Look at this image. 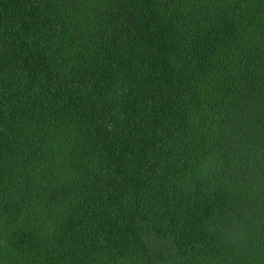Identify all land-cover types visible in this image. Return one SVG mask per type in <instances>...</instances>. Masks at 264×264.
Returning a JSON list of instances; mask_svg holds the SVG:
<instances>
[{"label":"trees","instance_id":"obj_1","mask_svg":"<svg viewBox=\"0 0 264 264\" xmlns=\"http://www.w3.org/2000/svg\"><path fill=\"white\" fill-rule=\"evenodd\" d=\"M0 264H264V0H0Z\"/></svg>","mask_w":264,"mask_h":264}]
</instances>
